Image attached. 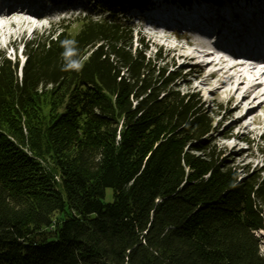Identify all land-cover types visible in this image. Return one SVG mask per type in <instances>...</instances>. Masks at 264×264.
Masks as SVG:
<instances>
[{"label": "trees", "instance_id": "16d2710c", "mask_svg": "<svg viewBox=\"0 0 264 264\" xmlns=\"http://www.w3.org/2000/svg\"><path fill=\"white\" fill-rule=\"evenodd\" d=\"M90 1L75 35L23 43L21 77L0 56V264H264V174L223 157L180 86L193 73L117 13L147 0ZM65 38L78 73L61 71Z\"/></svg>", "mask_w": 264, "mask_h": 264}, {"label": "rangeland", "instance_id": "374dc122", "mask_svg": "<svg viewBox=\"0 0 264 264\" xmlns=\"http://www.w3.org/2000/svg\"><path fill=\"white\" fill-rule=\"evenodd\" d=\"M148 1L151 4L146 6L148 9L146 12L141 13L144 18H140V20L147 21L150 17H154L155 19L158 18L156 14H151L154 12L152 10V12L149 11V8L156 9L161 7L165 9L167 5L164 0ZM166 1H168V3L172 2V0ZM176 1L178 2V0ZM181 1L184 4H189L190 2L193 3L194 0ZM237 1L241 2L242 0ZM253 1L255 0H250V2ZM32 2L40 3L42 0H33ZM62 3L65 9L60 15V17H62L60 20H51L55 17V12L51 11L49 14L41 16L43 18L42 20L39 17L38 19H34L37 27L28 28L26 34H23V38L18 40L17 46L6 45L7 41L5 42L4 39L6 48H1L0 56L4 55L13 62H19L18 75L20 77L25 62L24 42L31 40L34 35H42L45 32L48 34V32L54 31L61 24L62 26L69 27L70 32L75 35L80 28V25L74 22L75 18L80 14H86V12L94 8V3L92 1L87 2V0H64ZM174 6L179 8L178 5ZM37 8L38 7H36V9ZM129 9V7H123L120 8L117 13L122 14L121 17H126V24L133 28L136 39L144 38L146 43H149L148 55L154 57L157 50L161 49L164 56L168 57L171 64L175 63L180 70H184V73H193L189 75L190 77L182 80L180 86H182V90L186 92L191 89H196L202 97L206 109L211 112L212 120L214 123H218L213 137L215 139V145L223 152V157L228 158L229 162H234L245 174L250 175L252 173L256 174L261 172L264 174V123H262V121H264V110H259V112L249 120L236 123L239 117L246 114L250 109L248 101L244 102L243 110L232 111L242 97L241 94H238L235 99L230 101V91L234 92L236 85L224 87V85L219 82L220 76H210L212 71H216L219 67L212 65L208 69L203 68L205 63L211 62V59L200 51L202 50L201 48L190 46L186 40H176L175 38L177 35H173V32H168L164 28L153 29V27L146 22L140 21L138 23L136 20L138 19L137 17L141 15L140 12H132L131 9ZM72 13H74V15H72ZM132 14L135 16L134 19L130 17ZM105 15H107V13ZM186 36H190V41L193 42L196 40H204L199 35L189 34ZM185 53L189 56L188 59L182 57V54ZM194 55H198L199 59L195 60ZM190 82L193 83V88L188 86ZM228 88L230 90L227 91ZM258 116H261L262 121L256 118ZM111 199L112 189H107L105 202L108 203ZM257 236L261 243V249L264 250V230L258 231Z\"/></svg>", "mask_w": 264, "mask_h": 264}, {"label": "bare ground", "instance_id": "6f19581e", "mask_svg": "<svg viewBox=\"0 0 264 264\" xmlns=\"http://www.w3.org/2000/svg\"><path fill=\"white\" fill-rule=\"evenodd\" d=\"M24 2H29V0H23ZM248 11V10H247ZM217 16V13H214ZM257 15L258 20H260V14L254 12L252 17ZM42 20L41 14L38 9L34 6L29 8L15 9L9 13L0 12V50L1 48H6V45L17 46L18 40L23 38V34L27 32L28 28L37 27L36 21L34 19ZM219 17V16H218ZM222 18L224 16H221ZM213 17L210 13H206L204 20H212ZM232 19L234 21L241 22L243 16L232 13ZM264 25V22H263ZM235 27V26H234ZM16 30V31H12ZM18 31V32H17ZM234 35H241L240 32L235 30ZM7 41L6 45H4ZM206 57L211 59V62H207L204 65V69H208L210 66H218L219 69L212 71L210 76H220L219 82L224 85V87H230L236 85L235 91H230L231 99L236 98L238 94H241V100L237 103L236 107L232 110H243L244 102L249 101L250 109L249 111L239 117L236 121H246L254 117V115L259 112V110H264V72L258 75L253 67H248L241 62H233V59L226 55L216 56V53H203ZM183 55V56H182ZM184 59H188L187 53L182 54ZM215 57V58H214ZM214 58V59H213ZM194 59H199L198 55H194ZM244 68V69H242ZM256 69V68H254ZM230 90L229 88L227 91ZM261 120V116L256 117ZM264 123V121H262ZM248 128V127H247Z\"/></svg>", "mask_w": 264, "mask_h": 264}, {"label": "clouds", "instance_id": "9594fccd", "mask_svg": "<svg viewBox=\"0 0 264 264\" xmlns=\"http://www.w3.org/2000/svg\"><path fill=\"white\" fill-rule=\"evenodd\" d=\"M56 18L59 19V14H56ZM61 51V60L62 66L61 71L64 72H80L84 67V57L77 47V41L70 38H65L60 41ZM261 255H264V250L261 251Z\"/></svg>", "mask_w": 264, "mask_h": 264}]
</instances>
